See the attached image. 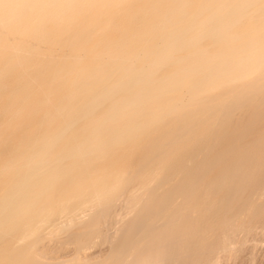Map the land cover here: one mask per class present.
I'll return each mask as SVG.
<instances>
[{
  "label": "rangeland",
  "instance_id": "1",
  "mask_svg": "<svg viewBox=\"0 0 264 264\" xmlns=\"http://www.w3.org/2000/svg\"><path fill=\"white\" fill-rule=\"evenodd\" d=\"M178 1L0 0V264L105 255L92 224L101 206L86 202L109 190L119 204L98 224L118 228L189 158L209 167L204 187L234 185L205 256L239 220L254 227L233 260L264 264V0ZM227 141L231 153H198ZM129 191L142 200L123 215ZM188 201L175 196L169 220ZM60 208L83 214L74 241Z\"/></svg>",
  "mask_w": 264,
  "mask_h": 264
},
{
  "label": "bare ground",
  "instance_id": "2",
  "mask_svg": "<svg viewBox=\"0 0 264 264\" xmlns=\"http://www.w3.org/2000/svg\"><path fill=\"white\" fill-rule=\"evenodd\" d=\"M204 3L205 2L203 0L202 4ZM184 4H186L185 0H179L176 8L181 9L183 8ZM163 19L167 20L168 18L163 16ZM220 150H222L224 154H228L233 152V150L235 149L233 143L231 141H227L224 144L222 142L215 143V147L212 148L211 154L207 149L204 148L198 153L202 155L201 158H205L209 154L207 159L210 161L211 159L215 158V155L220 152ZM191 161L192 160L189 158V163L181 166L182 173L177 178H171L170 181L166 183L167 185L165 186L166 188L162 195L158 197L157 195H155L156 197H154L149 204L142 206L137 214L133 218H131V220H129L128 222H124V224L119 226L118 228H115L116 226H112V228L102 231V227L98 224L99 220L105 219L104 222L106 224L107 218H105V216L113 211L116 205H118L119 203H114V199L109 196V190L105 189L96 192L90 198V200L86 202V204L88 203L87 209L88 211H92V209H98L100 206L102 207V204H104V207H100V209H98L94 213L92 224L94 225V233H96L95 237L96 239L98 238V242H100L101 240L107 241L109 243L108 245L111 248L108 249L110 251L107 252L108 254L106 253L107 255H98V251L97 254L93 251L91 254L89 253V255H84L82 261H78L76 259L72 264H188L192 258H195L197 264H228L232 262L230 260H233L234 258L236 259L238 251H240L244 247V245H246L245 242L247 241V239H244L243 232L253 228L254 223H244L242 221L236 220L222 238L218 251L214 254H210L209 256H205L204 251L206 250L207 246L215 239L216 231L221 218L224 199L221 198L220 193L227 187L228 189H232L234 185L228 186L223 181L220 184L204 187V178L206 177L209 167H206V170L200 169V164L192 165L190 163ZM239 170L240 168H235V173L238 174L240 172ZM237 179L238 175L236 176V181ZM173 181L175 183L171 185ZM194 185H199L197 187V191H195L194 193L195 195L192 194ZM262 194L264 195V189L262 191ZM178 195L186 196L187 198H189V201L185 203V208L177 219L169 220L174 213V208L171 206V203L175 196ZM263 195L259 196V198H264ZM141 200L142 199L140 198L139 200L137 195L132 191H129L127 195L125 193V196H123V205L120 201V204L122 205L121 207L124 209V211L121 209L123 211V215L124 213H127L128 210H132L133 212V208ZM5 209L6 205L0 204V212ZM64 212L65 211L62 209L59 212V219L60 217H63V220L61 222L59 220V224L62 226V231L68 232L67 239L73 240V233L69 232L68 229L76 221V216L79 217L83 214L79 215L77 213H69L67 215L65 214L66 216H62V213ZM82 212H80V214ZM121 220L118 218V223ZM179 221L183 222L184 224L182 227L184 229L183 233H178L176 226L174 225ZM59 224L57 223L56 225ZM92 228L91 230H93ZM159 231H162V235L158 234ZM51 232H53V234H56V232L54 233V231ZM98 242L97 244H99ZM246 246L248 247L249 245L247 244ZM93 254L96 255L93 256ZM38 255L42 258L46 257L45 252H41ZM36 257L37 255H35V257L28 258L25 262H19L16 264H40L39 260ZM227 260L230 262H228ZM226 261L228 263H226ZM233 261L235 262V260Z\"/></svg>",
  "mask_w": 264,
  "mask_h": 264
}]
</instances>
